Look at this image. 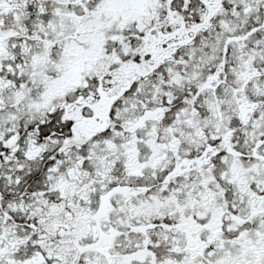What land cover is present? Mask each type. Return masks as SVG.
Wrapping results in <instances>:
<instances>
[{
    "label": "snow or ice",
    "instance_id": "snow-or-ice-1",
    "mask_svg": "<svg viewBox=\"0 0 264 264\" xmlns=\"http://www.w3.org/2000/svg\"><path fill=\"white\" fill-rule=\"evenodd\" d=\"M0 264H264V0H0Z\"/></svg>",
    "mask_w": 264,
    "mask_h": 264
}]
</instances>
